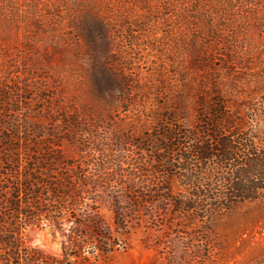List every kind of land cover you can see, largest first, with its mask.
I'll return each mask as SVG.
<instances>
[{
  "label": "trees",
  "instance_id": "16d2710c",
  "mask_svg": "<svg viewBox=\"0 0 264 264\" xmlns=\"http://www.w3.org/2000/svg\"><path fill=\"white\" fill-rule=\"evenodd\" d=\"M88 1L70 0L80 12ZM33 8L40 10L37 2ZM162 10L168 34L173 26L187 36L195 32L190 69L202 72L211 88L210 100L196 101L189 125L178 101L179 107L165 116L159 139L119 137L115 158L96 133L116 94H130L112 68L109 23L101 14L73 17L70 40L76 48L61 50L67 62L87 58L86 105H66L61 93L37 95L35 101L28 99L43 105L34 111L29 107L35 120L12 124L7 122L10 97L0 85V131L7 132L0 135V264H85L83 254L109 255L122 236L162 215L181 219L207 240L216 219L264 201V0H164ZM6 11L0 6L1 17ZM247 27L258 36L256 42L243 39ZM240 30L243 38H238ZM258 50L259 59L252 54ZM245 53L247 65L239 57ZM231 73L246 76L234 79ZM217 85L230 89L221 94ZM242 88L250 96L234 100L235 89ZM19 99L16 103L25 100L22 94ZM162 141L164 158L158 156ZM63 146L73 147L76 156H66ZM145 155L152 163L144 161ZM102 207L111 222L101 215ZM44 226L65 239L61 255L22 243L24 229ZM253 264H264V258Z\"/></svg>",
  "mask_w": 264,
  "mask_h": 264
},
{
  "label": "rangeland",
  "instance_id": "374dc122",
  "mask_svg": "<svg viewBox=\"0 0 264 264\" xmlns=\"http://www.w3.org/2000/svg\"><path fill=\"white\" fill-rule=\"evenodd\" d=\"M41 1L44 5L37 0H0V6L9 10L6 17L0 16V85L10 97L7 108L13 109L7 122L34 121L31 110L43 105L28 99L33 97L35 101L37 95L51 98L61 93L67 100L66 105L82 107L88 103L87 58L67 62L64 57L68 54L61 53L67 45L70 49L76 48L70 40L73 31L69 22L84 12L101 14L109 23L112 68L122 78L125 92L130 93L116 94L115 101L105 110L103 125L96 132L109 145L112 157L120 154L119 137L139 140L149 135L154 140L164 135L165 116L170 109L179 107L178 101L184 103L181 117L189 125L195 117L199 97L210 100L211 86L205 82L204 74L190 69L192 49L196 46L195 32L189 30L187 36L173 26L168 34L163 24L164 0H89L84 4V12L73 7L70 0ZM36 2L40 10H34ZM15 10L18 15L13 17L11 13ZM246 30L249 34L244 37L240 30L238 38L256 42L258 36L251 28ZM260 53L258 50L252 54L259 59L264 55ZM247 54L239 55L243 65L250 61ZM227 72L223 76H228ZM229 76L237 79L246 75L231 73ZM217 87L221 94L230 89L224 85ZM243 90L235 89L233 99L242 101L250 96L249 90L246 93ZM21 94L25 100L16 103ZM258 98L256 95L253 102L257 104ZM5 133L0 131V135ZM164 145V141L160 142L158 156L162 158ZM62 149L68 157L75 155L73 147ZM144 161L152 163L147 155ZM172 187L175 191L176 185ZM100 213L111 222L106 208L102 207ZM160 218L143 221L130 230L121 237L122 244L109 255L83 254L85 264H253L264 258V201L243 205L216 219L207 240L199 239L181 219L169 221L164 215ZM21 240L24 246L39 248L52 256L61 255L65 241L60 231L46 226L24 229Z\"/></svg>",
  "mask_w": 264,
  "mask_h": 264
}]
</instances>
